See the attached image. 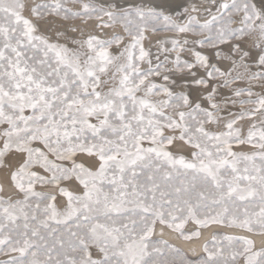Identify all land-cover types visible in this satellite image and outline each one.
Returning a JSON list of instances; mask_svg holds the SVG:
<instances>
[{"label": "snow or ice", "instance_id": "obj_1", "mask_svg": "<svg viewBox=\"0 0 264 264\" xmlns=\"http://www.w3.org/2000/svg\"><path fill=\"white\" fill-rule=\"evenodd\" d=\"M0 264H264V0H0Z\"/></svg>", "mask_w": 264, "mask_h": 264}, {"label": "bare ground", "instance_id": "obj_2", "mask_svg": "<svg viewBox=\"0 0 264 264\" xmlns=\"http://www.w3.org/2000/svg\"><path fill=\"white\" fill-rule=\"evenodd\" d=\"M158 232L160 230L159 226H158ZM216 229L214 228H210L207 231H205L204 233V237L201 238L200 240H196L194 239L193 241H184L183 239H178L177 236L173 233H171L169 230H167L166 228L164 229V236L162 237L163 239L168 240L170 243H173L183 249H189L191 247H196L197 249L199 248V246L203 243V239L208 238L211 233L213 231H215ZM221 231H224L223 229H221ZM156 238H161L159 236H157Z\"/></svg>", "mask_w": 264, "mask_h": 264}]
</instances>
